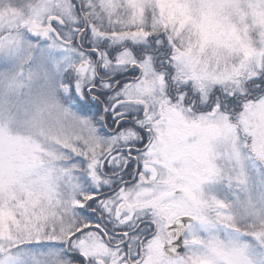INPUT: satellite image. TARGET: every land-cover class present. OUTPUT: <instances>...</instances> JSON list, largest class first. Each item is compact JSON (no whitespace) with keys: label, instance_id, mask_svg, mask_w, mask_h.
<instances>
[{"label":"snow or ice","instance_id":"obj_1","mask_svg":"<svg viewBox=\"0 0 264 264\" xmlns=\"http://www.w3.org/2000/svg\"><path fill=\"white\" fill-rule=\"evenodd\" d=\"M0 264H264V0H0Z\"/></svg>","mask_w":264,"mask_h":264}]
</instances>
